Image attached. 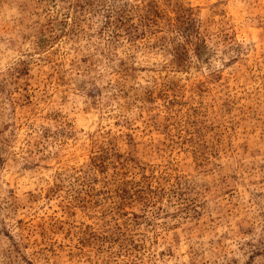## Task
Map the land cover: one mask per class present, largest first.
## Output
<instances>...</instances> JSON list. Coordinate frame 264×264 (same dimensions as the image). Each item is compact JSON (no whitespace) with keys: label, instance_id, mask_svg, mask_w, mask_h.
Here are the masks:
<instances>
[{"label":"rangeland","instance_id":"obj_1","mask_svg":"<svg viewBox=\"0 0 264 264\" xmlns=\"http://www.w3.org/2000/svg\"><path fill=\"white\" fill-rule=\"evenodd\" d=\"M0 264H264V0H0Z\"/></svg>","mask_w":264,"mask_h":264}]
</instances>
